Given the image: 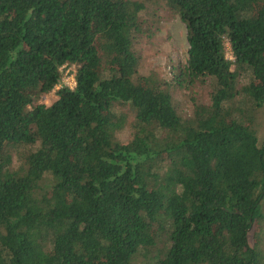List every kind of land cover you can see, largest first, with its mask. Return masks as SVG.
<instances>
[{
	"label": "trees",
	"instance_id": "1",
	"mask_svg": "<svg viewBox=\"0 0 264 264\" xmlns=\"http://www.w3.org/2000/svg\"><path fill=\"white\" fill-rule=\"evenodd\" d=\"M148 1L0 0V264H264V0H159L210 83L185 118L136 73Z\"/></svg>",
	"mask_w": 264,
	"mask_h": 264
},
{
	"label": "rangeland",
	"instance_id": "2",
	"mask_svg": "<svg viewBox=\"0 0 264 264\" xmlns=\"http://www.w3.org/2000/svg\"><path fill=\"white\" fill-rule=\"evenodd\" d=\"M140 19L141 32L133 42L137 57L136 73L141 76L153 73L164 82L177 114L182 118L188 117L195 104L208 102L210 83L206 81L181 82L187 51L185 28L178 16L165 8L159 0L146 2V9L140 14ZM226 57L230 59L227 48ZM65 69L69 73L75 71L72 65L66 66ZM57 89L54 87L52 91L41 96L38 103L45 106L50 105L56 99ZM118 109L125 113L130 121L131 112L128 108L121 106ZM255 120L258 145H260L264 136V105L256 111ZM126 134L127 130L121 133L119 138L126 139ZM257 213L260 220H257L248 231L247 240L250 247L259 250L264 256V199L260 202Z\"/></svg>",
	"mask_w": 264,
	"mask_h": 264
},
{
	"label": "built area",
	"instance_id": "3",
	"mask_svg": "<svg viewBox=\"0 0 264 264\" xmlns=\"http://www.w3.org/2000/svg\"><path fill=\"white\" fill-rule=\"evenodd\" d=\"M66 68V65H63L59 68V72H60V82L59 84L56 86L57 88L64 86L68 89H73L74 88V72L73 73H69ZM65 69V70H64ZM64 70V73H63Z\"/></svg>",
	"mask_w": 264,
	"mask_h": 264
}]
</instances>
